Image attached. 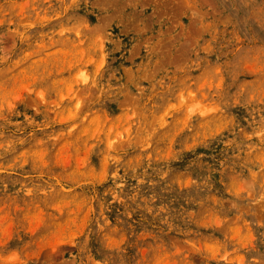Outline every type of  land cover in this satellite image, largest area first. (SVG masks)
Returning <instances> with one entry per match:
<instances>
[{
	"label": "rangeland",
	"instance_id": "obj_1",
	"mask_svg": "<svg viewBox=\"0 0 264 264\" xmlns=\"http://www.w3.org/2000/svg\"><path fill=\"white\" fill-rule=\"evenodd\" d=\"M0 264H264V0H0Z\"/></svg>",
	"mask_w": 264,
	"mask_h": 264
}]
</instances>
